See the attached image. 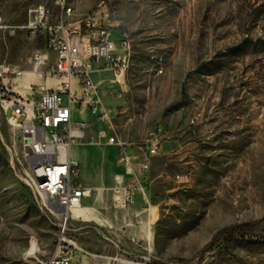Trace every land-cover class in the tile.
<instances>
[{
	"label": "rangeland",
	"instance_id": "obj_1",
	"mask_svg": "<svg viewBox=\"0 0 264 264\" xmlns=\"http://www.w3.org/2000/svg\"><path fill=\"white\" fill-rule=\"evenodd\" d=\"M56 1L0 0L3 63L30 69L43 38L29 39L23 26L39 4L57 14ZM98 1L68 0L75 12L68 19L83 17ZM106 1V23L132 40L126 85L110 101L111 129L139 157L152 132L160 129L162 136L141 213L133 217L151 234L150 251L140 254L149 264H264V239L219 234L245 221L264 231V0ZM98 80L104 90H118L108 72ZM75 119L87 120L93 135L108 129L86 112H75ZM86 143L93 144L92 136L73 145V157L81 176L97 182L99 164L109 168L110 157L119 156L110 144ZM25 167L19 127L0 98V264H43L57 244L58 227L35 203ZM125 178L117 173L112 185L102 186L112 196L115 222L127 212L114 203V187ZM91 230V244L82 245L114 254L109 240Z\"/></svg>",
	"mask_w": 264,
	"mask_h": 264
},
{
	"label": "built area",
	"instance_id": "obj_2",
	"mask_svg": "<svg viewBox=\"0 0 264 264\" xmlns=\"http://www.w3.org/2000/svg\"><path fill=\"white\" fill-rule=\"evenodd\" d=\"M58 12L39 4L29 15L24 29L29 39L43 43L33 48L32 67L23 69L17 63H3L0 54V98L4 112L13 125L19 127L20 144L24 149L26 167L23 181L34 201L58 227L59 236L52 256L43 264H79L77 254L97 261V264H149V258H125L118 242L104 232L101 234L115 244L114 254L94 253L81 246L70 235L74 211L82 208L83 198L93 190L84 185L78 163L71 157V148L79 143L90 127L88 121H73V110L86 111L100 122L111 124L112 109L106 98L121 96L125 63L132 56V40L126 31L115 34L106 23L108 4L100 0L87 12L81 23H68L75 15L68 0H57ZM50 52L56 54L52 63ZM103 60L112 73L118 90L103 92L95 82V63ZM60 79L55 88L36 83L38 77ZM78 80L79 88L74 87ZM37 92L39 94L36 98ZM24 117L23 121H19ZM93 143L118 147L124 166L125 179L114 187L115 206L129 209L138 194L146 197L145 182L149 179L152 159L162 147L161 131L150 134L141 157L134 155L129 144L117 138L109 129L101 128Z\"/></svg>",
	"mask_w": 264,
	"mask_h": 264
},
{
	"label": "crops",
	"instance_id": "obj_3",
	"mask_svg": "<svg viewBox=\"0 0 264 264\" xmlns=\"http://www.w3.org/2000/svg\"><path fill=\"white\" fill-rule=\"evenodd\" d=\"M50 57L52 63H54L56 59V54L54 52H50ZM104 72H108L112 77L111 71L104 67V61L103 60L97 61L95 63V71L93 73V77L95 82L99 85L100 89L103 92H105L108 89L104 90V88L100 86L98 79L99 76ZM60 82H61L60 79L51 76H46L44 78L38 77L36 79L37 84L44 85L48 88H55L59 85ZM74 87L76 90L79 88L78 80H74ZM38 96L39 94L37 92L36 98H38ZM112 99L113 98H106L107 105L110 106V101ZM77 111H81V110L78 109L73 110L74 122H79L83 120V119H79V120L75 119V112ZM82 112H86V111H82ZM86 114L91 115L88 112H86ZM111 126H112L111 124H108V129L111 132H113V134H115L118 139H120L119 136L114 132V130L111 129ZM98 131H96L95 135H93L91 133V130L88 128L86 130L84 138L91 139L92 136V139L94 140L97 138ZM98 144L101 143H93V144L86 143L85 145L90 147H96V145ZM112 147L115 149V152H117L119 156L118 147L116 145H112ZM130 150H132L131 147ZM71 157L73 160H75L78 163L79 175L84 185L88 188H91L93 192L91 193L90 196L83 198L82 208L73 212L70 235L80 245H82L85 242L91 244V242L87 241V237L91 236V232H92L91 228H95L97 229V231L104 232L112 240L118 242L123 257L129 258V256H131L130 259L143 257L144 255L140 253L143 252L144 250H147L149 252L151 249V234L147 229V227L135 226L133 219L134 215L137 216L139 215V213H141L138 206L142 204L143 201L142 195L138 194L137 200L134 204L135 206L133 205L129 209H127L126 216L123 219H120L119 221L115 222L112 212L109 210V205H108V203L112 199V196L109 195L108 197H106L105 192L102 191L104 190V187H102L103 185L105 186L112 185L113 179L117 173H124V166L121 162L120 156H119V160H114V158L110 157L111 160L109 162V166H110L109 168L108 166H106L107 164L106 161L103 163L101 162L99 164V166L101 165V167L99 171V180H97V182H94V180L93 181L90 180V178L85 179L83 176H81L80 164L78 159L73 157L72 148H71ZM93 223H97V225L98 224L99 225L96 226ZM100 225H104L106 229L102 228V226ZM108 244L112 246L116 252L115 244L110 241L108 242ZM77 258L79 264H91L92 261L91 257L85 256L80 253L77 254Z\"/></svg>",
	"mask_w": 264,
	"mask_h": 264
},
{
	"label": "trees",
	"instance_id": "obj_4",
	"mask_svg": "<svg viewBox=\"0 0 264 264\" xmlns=\"http://www.w3.org/2000/svg\"><path fill=\"white\" fill-rule=\"evenodd\" d=\"M219 234L225 239L238 237H255L264 239V231L259 228V222L257 221H245L226 226L219 231ZM152 264L159 263L155 261L152 262Z\"/></svg>",
	"mask_w": 264,
	"mask_h": 264
},
{
	"label": "bare ground",
	"instance_id": "obj_5",
	"mask_svg": "<svg viewBox=\"0 0 264 264\" xmlns=\"http://www.w3.org/2000/svg\"><path fill=\"white\" fill-rule=\"evenodd\" d=\"M99 4H100V0L97 2L96 5H99ZM69 8H72V7L69 6ZM69 16H71V15H69ZM83 17H87V13ZM83 17H81L79 19H76V20H70V19H68V23H81V20H83ZM131 57L132 56H129V60H127V62L125 63V67L123 69V81L124 82H125V79H126L127 71L129 70V67H130V64H131ZM14 126H17V125H14Z\"/></svg>",
	"mask_w": 264,
	"mask_h": 264
}]
</instances>
